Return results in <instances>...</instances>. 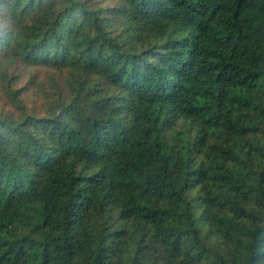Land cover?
<instances>
[{"label": "trees", "instance_id": "obj_1", "mask_svg": "<svg viewBox=\"0 0 264 264\" xmlns=\"http://www.w3.org/2000/svg\"><path fill=\"white\" fill-rule=\"evenodd\" d=\"M1 99L0 264H264V0H0Z\"/></svg>", "mask_w": 264, "mask_h": 264}, {"label": "rangeland", "instance_id": "obj_2", "mask_svg": "<svg viewBox=\"0 0 264 264\" xmlns=\"http://www.w3.org/2000/svg\"><path fill=\"white\" fill-rule=\"evenodd\" d=\"M43 74V75H42ZM41 75H39V80L43 81L44 83H46L49 79V77L51 75H53V71H48V72H44ZM26 82V81H25ZM24 81L21 82L25 83ZM34 90H25L21 96L22 99L25 102L26 106L28 107V109H30L31 111H33L34 113H40L43 112V104H44V100H43V95H38L36 93H34ZM10 112V115L14 114L13 108L5 103V101H3L2 99L0 100V113H7ZM206 231L203 233L204 236H206Z\"/></svg>", "mask_w": 264, "mask_h": 264}]
</instances>
